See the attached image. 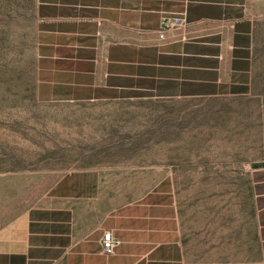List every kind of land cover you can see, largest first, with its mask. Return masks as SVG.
Listing matches in <instances>:
<instances>
[{"label":"crops","instance_id":"0c3cea01","mask_svg":"<svg viewBox=\"0 0 264 264\" xmlns=\"http://www.w3.org/2000/svg\"><path fill=\"white\" fill-rule=\"evenodd\" d=\"M260 3L35 0L37 96L129 103L259 95ZM163 17H181L184 26L160 39ZM251 174L257 248L245 261L197 251L175 196L157 189L104 214L57 194L0 216V264H264V163ZM106 233L118 242L111 255L103 250Z\"/></svg>","mask_w":264,"mask_h":264},{"label":"rangeland","instance_id":"374dc122","mask_svg":"<svg viewBox=\"0 0 264 264\" xmlns=\"http://www.w3.org/2000/svg\"><path fill=\"white\" fill-rule=\"evenodd\" d=\"M260 12L259 95L51 103L37 96L35 0H0V216L57 194L104 214L169 190L197 251L247 260L257 248L251 170L264 163V0Z\"/></svg>","mask_w":264,"mask_h":264},{"label":"built area","instance_id":"2783aa9c","mask_svg":"<svg viewBox=\"0 0 264 264\" xmlns=\"http://www.w3.org/2000/svg\"><path fill=\"white\" fill-rule=\"evenodd\" d=\"M184 23L185 19L181 17H163L160 24L159 38L165 39L169 31L180 29L184 26ZM117 243L111 233H106L102 241L104 253L107 255L113 254Z\"/></svg>","mask_w":264,"mask_h":264}]
</instances>
